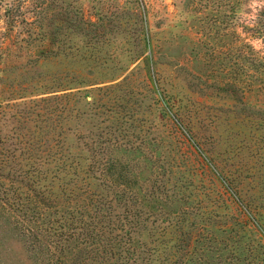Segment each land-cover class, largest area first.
I'll return each mask as SVG.
<instances>
[{
    "label": "rangeland",
    "instance_id": "1",
    "mask_svg": "<svg viewBox=\"0 0 264 264\" xmlns=\"http://www.w3.org/2000/svg\"><path fill=\"white\" fill-rule=\"evenodd\" d=\"M54 90L77 93L71 113H87L65 125L74 150L96 125L106 140L117 129L112 152L135 169L133 183L171 200L151 212L175 215L184 205L171 189L193 179L195 212L223 201L228 230L209 225L217 241L264 257V0H0L4 134L40 140L28 100ZM0 212V264H31ZM152 227L141 230L151 237Z\"/></svg>",
    "mask_w": 264,
    "mask_h": 264
},
{
    "label": "trees",
    "instance_id": "2",
    "mask_svg": "<svg viewBox=\"0 0 264 264\" xmlns=\"http://www.w3.org/2000/svg\"><path fill=\"white\" fill-rule=\"evenodd\" d=\"M57 91L39 93L44 96L26 104L33 109L27 116L43 123V135L34 141L19 131L4 134V108L10 105L8 99L0 100V208L6 217L4 229L30 246L31 264H264L255 247L244 249L237 241L231 246L232 238L217 241L209 225L228 230L229 223L219 212L223 201L215 199L195 212L194 199L188 197L196 196L200 186L193 179L184 188L171 189L173 201L184 205L175 215L161 217L164 207L151 212L171 200L162 189L144 193L133 183L135 169H127L112 152L119 144L116 128L111 140H106L96 125L97 131L93 129L88 139H75L83 146L74 150L67 138L76 135L65 125L87 113H71L68 99L78 100L77 93ZM94 100L87 96L86 104L92 107ZM191 145L200 148L198 141ZM212 171L216 173L214 167ZM153 219L158 227L152 229L161 227L162 232L151 231L149 237L141 228Z\"/></svg>",
    "mask_w": 264,
    "mask_h": 264
}]
</instances>
